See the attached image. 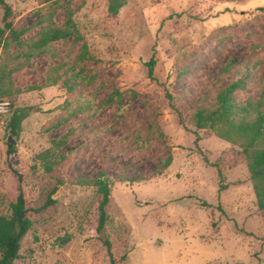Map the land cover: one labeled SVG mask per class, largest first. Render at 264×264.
Returning a JSON list of instances; mask_svg holds the SVG:
<instances>
[{"label": "rangeland", "instance_id": "rangeland-1", "mask_svg": "<svg viewBox=\"0 0 264 264\" xmlns=\"http://www.w3.org/2000/svg\"><path fill=\"white\" fill-rule=\"evenodd\" d=\"M6 1L12 25L26 32L22 44L13 40L0 5V100L10 103L0 114V216L11 214L18 195L11 164L31 209L65 179L53 205L30 213L16 264H110L95 230L101 196L79 182L102 171L114 181L101 235L125 253L123 264L264 263V215L242 148L211 130L194 133L189 120L241 74L237 101L264 95V0H126L117 15L107 0ZM70 10L77 40L35 50L39 30L63 24ZM113 90L122 92V107L95 114ZM21 109L29 114L14 135L10 123ZM62 137L67 143L53 149ZM50 149L67 155L52 172L41 157ZM169 152L173 162L162 174L118 180L148 174Z\"/></svg>", "mask_w": 264, "mask_h": 264}, {"label": "trees", "instance_id": "trees-1", "mask_svg": "<svg viewBox=\"0 0 264 264\" xmlns=\"http://www.w3.org/2000/svg\"><path fill=\"white\" fill-rule=\"evenodd\" d=\"M126 0H107V10L113 15H117L120 9L125 5ZM0 5L4 10L3 19L5 22V29L10 30V35L13 40L22 44L20 36L26 32V29L17 30L10 21L13 16V8L6 0H0ZM73 10L68 12L66 21L58 25L55 22L44 25L39 30V38L33 44L35 50H46L53 42L60 40H67L74 37L77 40L75 24L72 20ZM82 38V37H81ZM83 46H86L83 43ZM86 49V47H85ZM43 51V52H44ZM86 56V52H84ZM157 60L152 57L148 62V74L149 77L154 76V66ZM228 65L226 70L230 68ZM76 75L69 76L66 79V84L71 90L75 89L77 81ZM246 83V76L244 74L239 75L236 80L225 85L221 88L216 95L215 102L211 106H201L196 108L190 116V122L194 125V129H191L194 133L198 134V130L207 129L213 131L218 137L226 139L238 147L242 148L250 173L251 180L253 182L254 190L257 197V202L260 210L264 215V95L257 99H247L244 102H239L234 98V93L238 89H242ZM57 84L56 82L51 85ZM122 92L119 90L111 91L106 99L97 108H93L96 114L103 108L117 103L119 107H122L121 102ZM133 96H138L136 92ZM29 111L21 109L14 113L11 120V132L14 135H18L19 127L22 120L28 116ZM181 123L185 124V119L180 117ZM156 132L159 136L164 135L161 127L157 125ZM201 137L197 135L195 143L198 144ZM67 143V138H55L53 139V149L57 151L61 149ZM7 154L9 157L16 153V146L12 143H7ZM202 152V151H201ZM57 156V157H56ZM204 159L206 163H209L208 157L205 155ZM41 157L45 162V169L48 172L54 170L56 163L66 159V154L54 153L52 149L42 153ZM173 162V155L169 152L161 162L148 174L131 177L130 175L121 176L119 181H142L149 180L155 176L162 174ZM218 166V165H216ZM11 169L16 175L19 187L16 200L11 203V214L0 216V264H16V259L19 257V251L21 248V242L25 235L32 227L33 220L30 216L32 211L40 212L42 209H46L55 203L53 198L54 194L58 191L59 187L65 183V179L57 178L56 184L52 187L47 195V199L44 205L40 208L31 209L27 204V198L22 186L23 175L19 169L11 164ZM219 175L222 177V171L219 170ZM114 181L113 177L106 175L104 171L95 175V177L81 176V185H94L97 189V193L101 196L98 204V219L96 226V233L98 239L106 247L110 264H123L126 255L120 251V248L109 238L102 237V231L106 226L108 215L106 207L110 201L111 196V183ZM226 189V185L221 183L219 192ZM264 264V263H260Z\"/></svg>", "mask_w": 264, "mask_h": 264}, {"label": "built area", "instance_id": "built-area-1", "mask_svg": "<svg viewBox=\"0 0 264 264\" xmlns=\"http://www.w3.org/2000/svg\"><path fill=\"white\" fill-rule=\"evenodd\" d=\"M10 110V103L8 101L0 100V114L9 112Z\"/></svg>", "mask_w": 264, "mask_h": 264}, {"label": "water", "instance_id": "water-1", "mask_svg": "<svg viewBox=\"0 0 264 264\" xmlns=\"http://www.w3.org/2000/svg\"><path fill=\"white\" fill-rule=\"evenodd\" d=\"M9 142L12 144H16V140H13L11 137L9 138Z\"/></svg>", "mask_w": 264, "mask_h": 264}]
</instances>
